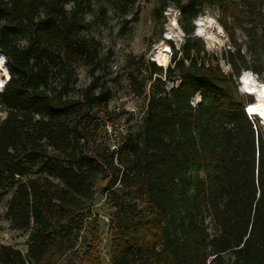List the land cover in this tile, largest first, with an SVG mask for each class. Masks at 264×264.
Listing matches in <instances>:
<instances>
[{
	"label": "trees",
	"instance_id": "obj_1",
	"mask_svg": "<svg viewBox=\"0 0 264 264\" xmlns=\"http://www.w3.org/2000/svg\"><path fill=\"white\" fill-rule=\"evenodd\" d=\"M159 1L157 17L170 5L179 10L185 42L168 41L164 79L163 66L149 63L150 79L157 76L139 129L91 155L76 120L107 106L110 90L97 78L69 97L75 67L100 59L85 32L90 0H0L10 76L0 91V199L13 192L6 216L30 230L27 254L1 247L0 264H56L72 252L98 181L115 209L110 264H264V130L245 110L253 96L239 90L244 71L264 72V0ZM206 7L218 9L232 43L213 61L195 36ZM230 19L255 44L240 42ZM99 241L96 231L81 264H101Z\"/></svg>",
	"mask_w": 264,
	"mask_h": 264
},
{
	"label": "rangeland",
	"instance_id": "obj_2",
	"mask_svg": "<svg viewBox=\"0 0 264 264\" xmlns=\"http://www.w3.org/2000/svg\"><path fill=\"white\" fill-rule=\"evenodd\" d=\"M159 6V0H136L135 5H126L123 0H90L85 32L99 44L100 59L97 61L98 67H75L69 97L80 98L83 91L97 78L100 87L104 85L110 90L111 96L107 106L96 104L89 115L76 120L80 132L87 137L85 149L91 155L108 148H117L129 131L139 129L146 111L150 88L157 76L153 75L150 79L149 63L155 61L157 65L163 66L161 76L164 79L166 69L172 64L173 58L168 41H172L177 49L185 42L186 34L179 24V10L170 5L163 11V16L157 17L154 11ZM219 15L218 9L206 7L196 22L195 36L201 38L205 44L204 58L207 61H213V56L220 57L225 49L232 48L229 35L218 20ZM229 22L240 42L255 44L256 36H248L238 26V21L230 19ZM246 45L243 52L250 59ZM166 47L168 51L165 50ZM261 56L264 62L263 52ZM4 64L7 68L6 62ZM220 64L224 71H231L230 65L224 59H220ZM8 71V68L3 71L0 66V91L8 81ZM252 74L258 84L264 82V72L259 75L252 71ZM176 84L177 81H166L168 89ZM239 90L245 94L241 84ZM253 98L255 101V96ZM199 102L200 97L197 95L193 103ZM5 116L6 113L0 107V119ZM256 119L264 130L262 120L257 115L253 116V120ZM37 176L38 173L34 170L27 178ZM116 186L119 187L118 184ZM12 194L13 192L9 191L0 199V241L4 242L2 247L13 246L26 255L30 230L16 228L6 216ZM126 198L138 202L135 193H126ZM114 211L106 189L101 181H98L93 205L83 221L75 249L56 264H81L96 231L100 238L101 264H110L112 238L109 226ZM76 223L79 225V221Z\"/></svg>",
	"mask_w": 264,
	"mask_h": 264
},
{
	"label": "bare ground",
	"instance_id": "obj_3",
	"mask_svg": "<svg viewBox=\"0 0 264 264\" xmlns=\"http://www.w3.org/2000/svg\"><path fill=\"white\" fill-rule=\"evenodd\" d=\"M165 50L168 51V47H166ZM4 62L5 56L0 54V66L3 71H6L7 68L5 67ZM241 88L244 92L255 94L256 100L253 103L247 105L249 106L248 111L249 109H252V111H249V113L259 116V118L264 123V82L258 84L253 77L252 71L248 70L245 71L242 77Z\"/></svg>",
	"mask_w": 264,
	"mask_h": 264
},
{
	"label": "built area",
	"instance_id": "obj_4",
	"mask_svg": "<svg viewBox=\"0 0 264 264\" xmlns=\"http://www.w3.org/2000/svg\"><path fill=\"white\" fill-rule=\"evenodd\" d=\"M0 54H1V53H0ZM5 62H6V59H5ZM5 62H4V63H5ZM8 79H9V78H8ZM248 108H249V106H246V107H245L246 113H247V115L249 116V118H250L251 120H253V116H255V115L249 113ZM2 245H4V242H3V241H0V248L2 247Z\"/></svg>",
	"mask_w": 264,
	"mask_h": 264
},
{
	"label": "water",
	"instance_id": "obj_5",
	"mask_svg": "<svg viewBox=\"0 0 264 264\" xmlns=\"http://www.w3.org/2000/svg\"><path fill=\"white\" fill-rule=\"evenodd\" d=\"M243 75H244V73L241 75V77L239 78V81H240V84H241V82H242V77H243ZM255 99H256V97H255Z\"/></svg>",
	"mask_w": 264,
	"mask_h": 264
},
{
	"label": "clouds",
	"instance_id": "obj_6",
	"mask_svg": "<svg viewBox=\"0 0 264 264\" xmlns=\"http://www.w3.org/2000/svg\"><path fill=\"white\" fill-rule=\"evenodd\" d=\"M245 73V72H244ZM241 77V76H240ZM239 77V78H240ZM239 84H240V81H239ZM245 93H247V94H250V95H252V96H255V94H253V93H248V92H245Z\"/></svg>",
	"mask_w": 264,
	"mask_h": 264
},
{
	"label": "snow or ice",
	"instance_id": "obj_7",
	"mask_svg": "<svg viewBox=\"0 0 264 264\" xmlns=\"http://www.w3.org/2000/svg\"><path fill=\"white\" fill-rule=\"evenodd\" d=\"M249 111H252V109H249Z\"/></svg>",
	"mask_w": 264,
	"mask_h": 264
}]
</instances>
